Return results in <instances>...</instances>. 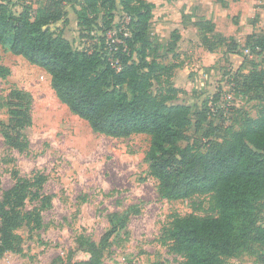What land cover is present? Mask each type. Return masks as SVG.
<instances>
[{"label": "trees", "instance_id": "16d2710c", "mask_svg": "<svg viewBox=\"0 0 264 264\" xmlns=\"http://www.w3.org/2000/svg\"><path fill=\"white\" fill-rule=\"evenodd\" d=\"M70 1L78 24L101 32L92 49H77L62 31L53 29L59 22L68 21L60 0L52 1L35 17L29 5L16 14L11 0H0V43L9 44L13 54L44 68L60 100L95 132L114 138L148 134L149 173L159 181L163 198H213L216 216L175 217L161 233V242L181 256L182 264H229V258L251 253L254 244L264 250V107L257 116L244 117L241 127L222 142L208 139L202 149L184 145L188 129H202L215 113L209 103L206 108L196 109L182 100L183 90L173 81L176 70L183 66V62L175 61L180 54V30L172 32L166 51L174 60L165 62L160 53L162 44L151 35L155 3ZM221 1L225 6L226 1ZM118 12L128 21L117 42L111 44L107 34ZM193 24L203 46L210 51L224 44L228 52L239 54L237 50L243 48L252 55L263 54V33L249 34L242 46L234 36L217 33L212 20L200 18ZM247 72L238 82L239 77L234 78L235 89L264 93V64L253 61ZM10 73L0 54V77ZM11 94L9 122L0 121V128L10 146L26 152L30 141L21 129L32 125L31 101L23 91ZM13 176L15 184L0 196V259L8 252H23L24 238L18 230L25 224H33L32 229L41 227V209L52 201L51 195L43 193L47 180L44 174L27 177L15 170ZM31 201L39 202V208L24 212ZM118 215L111 216L112 227L99 241L85 235L77 238L79 248L89 253V259H56L52 264H103L112 237L129 221V216ZM260 258L264 264V252Z\"/></svg>", "mask_w": 264, "mask_h": 264}, {"label": "rangeland", "instance_id": "374dc122", "mask_svg": "<svg viewBox=\"0 0 264 264\" xmlns=\"http://www.w3.org/2000/svg\"><path fill=\"white\" fill-rule=\"evenodd\" d=\"M52 1L55 0H11V3L16 14L29 5L35 17ZM60 1L68 12V21L59 22L53 29L57 33L62 31L77 49H92L101 32L82 28L73 13L72 2ZM149 1L155 3L151 35L162 44L160 53L165 62L174 60L171 53L166 54L172 32L177 28L184 32L177 47L179 58L175 61L194 70L189 72L186 68L179 74L177 83L183 86L182 100L190 101L196 109L206 108L209 103L216 111L202 129L196 131L195 126L188 129L184 145L202 149L208 139L222 142L231 131L241 127L244 117L257 116L264 107V93L235 89L234 78L239 77L238 82L252 69V54L239 48V54L232 58L227 46L222 44L209 56L198 44L200 32L191 25L190 17L197 11L215 14V6L221 4L218 0ZM238 1L231 7L230 22L219 21V28L227 34L241 31L234 37L243 46L247 34L264 32V2ZM189 9L193 13L186 18L184 13ZM127 21L128 17L116 13L113 28L107 34L111 44L117 42ZM9 47L0 43L2 63L11 70L6 78L0 77V121L9 122L11 93L20 90L31 101L32 125L21 129L30 141L26 152L10 146L0 128V196L15 184L13 172L17 170L27 177L44 174L47 180L43 193L51 195L52 201L41 209V227L32 229L33 224H25L18 230L24 238L23 252L6 253L0 264H52L56 259H89V253L79 248L77 238L85 235L99 241L111 229V216L115 214L127 215L129 221L112 237L103 264H182L181 256L161 242V233L175 217L216 216L213 198L210 195L180 200L163 198L159 181L149 173L146 155L151 137L148 134L114 138L95 132L60 100L44 68L13 54ZM230 91L233 99L227 101L226 94ZM39 205L28 202L24 212H31ZM261 219L264 222V208ZM249 251L229 258V264H262L263 248L254 244Z\"/></svg>", "mask_w": 264, "mask_h": 264}, {"label": "crops", "instance_id": "0c3cea01", "mask_svg": "<svg viewBox=\"0 0 264 264\" xmlns=\"http://www.w3.org/2000/svg\"><path fill=\"white\" fill-rule=\"evenodd\" d=\"M226 1V5L224 6L223 4H222V1L221 0H218V4H220V6L219 5H216L215 6V8H214V10H215V14H213V13H210L209 15H207V13H204V12H199V11H197V13H195V15H193V17H192V23H194L196 20H199L200 18H204V19H209V20H212L214 23H215V25H216V31L217 32H219V33H222V32H224V33H222L224 36H228V35H231V36H236L235 34H237V33H239V32H241V31H235L234 33H232V34H227L224 30H220V28H219V21H221V20H229V22H230V14H231V7H232V5H235V4H237V2H239L238 0H225ZM258 1H261V0H258ZM263 2H264V0H262ZM197 6H200V5H197ZM196 7H192V9L194 10ZM192 9H189V10H186L185 11V15H189V14H192L193 12H191L192 11ZM241 24H244V22L242 23L241 22ZM264 24V23H263ZM191 25H193L194 26V24H191ZM233 25V24H232ZM187 26H189V24L188 25H186V26H184V28H186ZM241 26V25H240ZM263 26V25H262ZM194 28H196L197 29V27H195L194 26ZM177 29H179V28H177ZM180 30V29H179ZM236 30H239V29H236ZM250 30H252V29H250ZM248 31H249V29H248ZM197 32H198V29H197ZM258 32V31H257ZM259 32H261V30H259ZM258 32V33H259ZM253 33V32H252ZM251 32L249 33V34H252ZM180 34H181V37H180V40H181V38H182V35L184 34V32L182 31V29L180 30ZM249 34H247V36L249 35ZM263 34H264V32H263ZM179 40V41H180ZM237 40V39H236ZM238 41V40H237ZM239 42V41H238ZM241 43V42H240ZM204 50H205V53H207L209 56L210 55H212V54H214V53H216L217 51H218V49H216V50H214V51H210V50H208L206 47H204L203 46V44H202V42H201V40L199 41V43H198ZM244 45V44H243ZM178 46H179V42H178ZM177 50H178V48H177ZM179 52V51H178ZM230 53V55H232V58L233 57H236L237 56V53H233V52H229ZM263 54H264V50H263ZM232 58H231V61H232ZM252 60H254L255 62H257V63H262L263 61H264V55H257L256 57H254L253 55H252ZM256 58V59H255ZM258 58H260V60H258ZM199 61H201V60H199ZM243 62L244 61H242L241 62V64L240 65H242L243 64ZM264 63H262V65H263ZM240 65L238 66V67H240ZM186 68H187V70L190 72V69H191V67L190 66H186ZM186 68L184 67V66H182L181 68H178L177 70H176V72H175V75H174V78H173V81H174V83H175V85H176V87H178V88H180V89H182L183 88V86H180L178 83H177V80H178V78H179V74L181 73V72H183V70H186ZM191 70H194V69H191ZM188 103H190V101H188ZM190 104H192V103H190Z\"/></svg>", "mask_w": 264, "mask_h": 264}, {"label": "built area", "instance_id": "2783aa9c", "mask_svg": "<svg viewBox=\"0 0 264 264\" xmlns=\"http://www.w3.org/2000/svg\"><path fill=\"white\" fill-rule=\"evenodd\" d=\"M233 99V93L230 91L226 94V99L229 101V99ZM211 110L215 113L216 111L214 110V107L211 105Z\"/></svg>", "mask_w": 264, "mask_h": 264}]
</instances>
